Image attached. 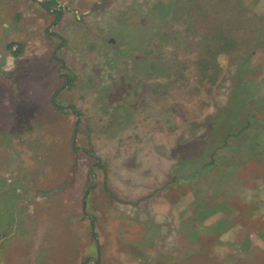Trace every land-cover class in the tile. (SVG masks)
Listing matches in <instances>:
<instances>
[{
	"label": "rangeland",
	"instance_id": "374dc122",
	"mask_svg": "<svg viewBox=\"0 0 264 264\" xmlns=\"http://www.w3.org/2000/svg\"><path fill=\"white\" fill-rule=\"evenodd\" d=\"M221 1L0 0V264H264V0Z\"/></svg>",
	"mask_w": 264,
	"mask_h": 264
},
{
	"label": "trees",
	"instance_id": "16d2710c",
	"mask_svg": "<svg viewBox=\"0 0 264 264\" xmlns=\"http://www.w3.org/2000/svg\"><path fill=\"white\" fill-rule=\"evenodd\" d=\"M224 0H222L221 1V3L220 4H218V5H223V2ZM51 2V1H50ZM48 3V4H47ZM49 2H45L44 3V6H45V8H49ZM218 5H215V6H212L211 8H210V10H208L207 11V13H205V15H206V17H216L217 18V20L219 19V18H221V19H223V20H227L228 18H229V14H228V10L226 9L225 10V8L222 6V8L220 9V7L218 6ZM59 16H60V13H59ZM227 22H228V20H227ZM222 34H220L217 38H218V41H220V40H222V38H223V40L225 39V37H222L221 36ZM224 42H226L225 40L220 44V42L219 43H217L216 41L214 42V43H212V45H210V44H206V45H204V56L202 57H199V59H198V63L199 64H201L200 65V70H199V72H200V74H201V77H206L209 81H211V78L213 77L211 74L210 75H206V69L209 67V64H214L215 62H216V60H215V57H216V54L217 53H219V52H221L222 50H224L223 48H224ZM11 47V46H10ZM174 63H175V61H173ZM153 66V68L154 67H158V65H152ZM174 66H176L177 67V65H174ZM178 69H175L174 71H177ZM179 71V70H178Z\"/></svg>",
	"mask_w": 264,
	"mask_h": 264
}]
</instances>
